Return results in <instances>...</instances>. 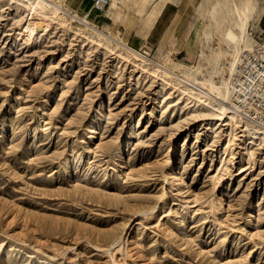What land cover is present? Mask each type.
Returning <instances> with one entry per match:
<instances>
[{"label":"rangeland","instance_id":"1","mask_svg":"<svg viewBox=\"0 0 264 264\" xmlns=\"http://www.w3.org/2000/svg\"><path fill=\"white\" fill-rule=\"evenodd\" d=\"M55 1L67 10L64 23L34 15L37 28L27 39L25 7L0 0V264H116L112 258L122 261L127 251L125 264H264V142L244 141L238 128L223 155L229 129L215 123L216 110L194 108L163 80L116 58L114 41L110 49L80 36L79 29L90 32L86 11ZM163 1L118 0L126 22L105 25L107 7L89 22L177 74L215 83L221 71L229 77L223 32L233 20L230 1L170 0L176 7L147 20ZM253 3L247 34L264 37V0ZM125 28L149 33L127 41L133 33ZM203 31L208 39L194 37ZM93 117L99 134L89 139ZM121 142L128 178L116 153ZM171 146L187 181L175 190L164 176ZM163 189L178 210L164 220L176 231L185 219L190 244L157 226Z\"/></svg>","mask_w":264,"mask_h":264},{"label":"bare ground","instance_id":"2","mask_svg":"<svg viewBox=\"0 0 264 264\" xmlns=\"http://www.w3.org/2000/svg\"><path fill=\"white\" fill-rule=\"evenodd\" d=\"M11 2H15L16 4H22L26 9V21L27 23L24 24L21 28V34L27 35V39L33 33V31L37 28V22L34 19V15L37 16L39 19L45 18L46 20H50L55 16H58V22L60 24L64 23L63 15L67 12L65 8H63L60 4H58L55 0H25L21 2L20 0H10ZM230 1V10L233 14L232 24H230L223 32V39H225L228 43L230 59L226 63V70L229 74V77L224 76L221 71L220 79L218 83H215L211 80H202L198 77L191 75L188 71L181 72V74H177L176 72L172 71V69L168 68L164 64H160L154 62L150 58L146 57L138 50L128 46L125 42L121 39L116 37L107 35L103 31L99 30L98 28L85 23L86 27L90 30L89 33H86L79 29L77 31L80 36L90 39L93 44L97 45H104L107 48H110V44L108 42L114 41L120 49L114 51L115 57L121 60H125L131 63L134 66L139 67L140 69L146 71L147 73L151 74L153 77L161 79L165 82V84L169 85L172 89H176L179 91L181 95H185L186 98L193 100L192 106L197 108L198 106L204 108H211L214 111L216 110V124L219 123L221 125H227L228 136L227 140L224 144L222 149V154L229 153V148L231 146L232 140L235 136V131L239 128L240 131L243 132V140L247 142H252L254 139H259V142H264V127L254 120H251L245 117L240 111H238L237 107L234 105L232 100L231 90L229 87L230 76L233 74L235 67L238 63V59L240 56L241 51L243 48H246L247 44V25L251 19V14L255 12L256 8L253 3V0H229ZM263 10V8H262ZM70 13V12H69ZM68 14V13H66ZM73 15V14H71ZM70 15V16H71ZM83 19V18H82ZM81 18L79 20H82ZM46 22L45 25H47ZM90 33H96L97 36L93 37ZM194 37H199L201 39H208L210 37L209 31H203L200 33L199 36L194 35ZM111 49V48H110ZM228 52V50H225ZM219 55L220 53L217 52ZM163 99V97H162ZM110 105L109 107H111ZM138 122V120H137ZM214 123V124H215ZM86 134V137L89 139H93L98 137L99 130H98V121L96 117L91 118V122L89 124V129ZM252 139V140H251ZM96 146L99 143L94 142ZM125 143L121 142V146L119 150L116 152L118 156L120 170L122 171L121 174H124L127 178L131 174V168L123 158ZM88 151L91 150V146H88ZM249 152V151H248ZM176 150L174 146H171L167 151V158L164 161L163 165L169 166V171L165 172V179L170 180V187L172 190L176 188L187 187V181L184 179L183 175L181 174V167L178 161H176L177 157L175 156ZM174 155V156H173ZM227 156V155H226ZM224 157V159L226 158ZM249 156L251 154L249 153ZM66 164L69 161L65 162ZM242 170V168H240ZM218 172L216 175L212 177L213 185H217L220 180V171L223 170L222 166L217 168ZM238 174L237 172H233L229 174V177L234 178V175ZM240 174V173H239ZM230 178V179H231ZM160 202H163V205L160 209H158L157 214L155 217L157 218V226L160 229V232L168 239H172L183 244H190L192 239L187 236L186 230L182 231V228L185 225V219L179 220V227L176 231H174L170 224L167 223L165 219L166 216L172 214L176 216L178 214V210L174 207L176 203H169L167 200L169 198V194L167 190L163 189L162 194L160 195ZM197 197L194 195L190 201H185L181 204L184 205L183 208L193 206L192 203L196 201ZM154 208V207H153ZM222 208V203L220 202L218 207H211V213L213 215L217 214L219 210ZM152 209V208H151ZM150 209V210H151ZM255 216V213L252 210L248 211V220ZM217 224L221 226H227V222L224 219H221L220 216H217L215 219ZM237 230L236 232H241V227L234 228ZM119 237V236H118ZM116 237L112 240V244L117 243L115 248V252H119L122 250L119 239ZM120 238V237H119ZM128 237H126L127 240ZM261 241L254 242V246H259ZM129 251L124 254L123 260L116 259L115 257L112 258L116 264H125L126 257L129 255ZM142 261V260H141Z\"/></svg>","mask_w":264,"mask_h":264},{"label":"built area","instance_id":"3","mask_svg":"<svg viewBox=\"0 0 264 264\" xmlns=\"http://www.w3.org/2000/svg\"><path fill=\"white\" fill-rule=\"evenodd\" d=\"M109 3L110 0H93L92 7L103 12ZM88 16L86 11L82 21L90 24ZM247 36L251 41L240 53L229 87L238 111L264 127V37L255 30H249Z\"/></svg>","mask_w":264,"mask_h":264},{"label":"crops","instance_id":"4","mask_svg":"<svg viewBox=\"0 0 264 264\" xmlns=\"http://www.w3.org/2000/svg\"><path fill=\"white\" fill-rule=\"evenodd\" d=\"M67 1H68V4H67L68 8H71L72 10L76 9L78 10V12H81L82 10L89 12V16H88L89 20H96L95 14L101 13L92 7L93 0H67ZM117 1L118 0H110V4L107 6L105 14H103L104 16H102V18L105 19L104 24L107 26L119 25V24H123L124 22H126L124 13L118 12L117 10L119 7L117 5ZM162 5H163V7L161 8L162 10L160 9L156 10L155 8L154 9L152 8L150 13L147 15L148 18L146 17V19L152 20L153 18H155V14L158 12V10H159V13L157 15L158 17H160L163 14V12L165 13V9H168L172 5L176 7V5L170 0L163 1ZM123 31H129L130 34L133 33V36L131 35L125 38L127 41L130 39L133 40V38L143 41L149 33L148 32L147 34H145V36H143L142 33L138 34L137 31H139V28L136 30H134L133 28L129 30L125 28Z\"/></svg>","mask_w":264,"mask_h":264}]
</instances>
